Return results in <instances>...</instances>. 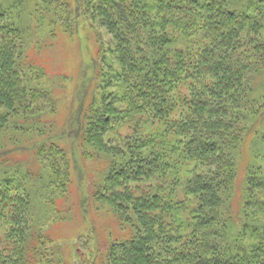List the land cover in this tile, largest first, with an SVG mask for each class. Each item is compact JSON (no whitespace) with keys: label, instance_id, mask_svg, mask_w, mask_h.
I'll return each mask as SVG.
<instances>
[{"label":"trees","instance_id":"1","mask_svg":"<svg viewBox=\"0 0 264 264\" xmlns=\"http://www.w3.org/2000/svg\"><path fill=\"white\" fill-rule=\"evenodd\" d=\"M87 26L109 37L94 89L63 104L35 57ZM67 144L105 161L83 202L127 231L101 264H264V0H0V264H66L47 226L73 190Z\"/></svg>","mask_w":264,"mask_h":264},{"label":"rangeland","instance_id":"2","mask_svg":"<svg viewBox=\"0 0 264 264\" xmlns=\"http://www.w3.org/2000/svg\"><path fill=\"white\" fill-rule=\"evenodd\" d=\"M86 28H81L74 40L73 38L63 36L58 37L53 43V46L41 50L39 56H33H36L35 63L45 68L48 78L53 79L56 86L59 87L57 93L61 92L64 95L66 94V97H63V104L66 101L71 103L74 97H76L79 90L78 87L80 86V89H83L86 86L85 82L90 78L89 75L96 76V70L93 69V73L90 74L88 69H90L89 66L91 64H95L94 62L97 65L100 63L99 57L96 59L93 58L95 57L96 51L100 50L98 42L99 35L102 36L103 34L104 39L106 37L107 40L109 38L102 31V34L98 35L97 29H91L88 26ZM63 75L67 76L66 79ZM86 87L90 91L94 89L93 87L89 88V85ZM112 88L115 87L113 86ZM89 100L90 98L87 99L86 103H89ZM60 102L61 100H59L57 112H60V116L62 117L66 111L64 110V105V107H60ZM134 127L135 124L128 121L120 128L119 136L121 135L123 138L129 135ZM117 138L120 139V137ZM253 140L254 138L252 136L248 138V143L245 144L246 147L243 151L242 156L244 160L241 162L240 181L237 183L235 192L236 202L241 200L242 181L246 167L250 162L248 149L249 144H252ZM255 145L258 144L255 143ZM67 146L69 147L70 145L67 144ZM75 147V151L69 147L71 152L76 153L77 158L73 164L74 185L72 194L67 200L58 202V210L61 218L54 223H50L47 226V232L55 244H58L62 248V254L66 264H101L104 250L113 241L123 239L127 236V231L120 227L119 222L108 209L98 210L92 202L89 207L83 202V184L87 181V190L91 194L94 184H98L101 181L102 172L107 168V164L104 160H82L79 155V149L77 146ZM178 173L175 172L173 174L172 184L175 181L180 183L184 179L183 176H186L183 170ZM172 194L171 201L173 204H177L179 200L182 201L184 199L180 187ZM68 206L71 210L70 214L65 212ZM88 209L90 210L88 211Z\"/></svg>","mask_w":264,"mask_h":264}]
</instances>
